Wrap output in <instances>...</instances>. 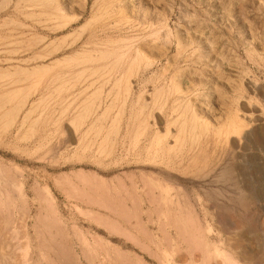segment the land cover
I'll return each instance as SVG.
<instances>
[{
    "label": "rangeland",
    "instance_id": "1",
    "mask_svg": "<svg viewBox=\"0 0 264 264\" xmlns=\"http://www.w3.org/2000/svg\"><path fill=\"white\" fill-rule=\"evenodd\" d=\"M0 71V264H264V0H0Z\"/></svg>",
    "mask_w": 264,
    "mask_h": 264
},
{
    "label": "bare ground",
    "instance_id": "2",
    "mask_svg": "<svg viewBox=\"0 0 264 264\" xmlns=\"http://www.w3.org/2000/svg\"><path fill=\"white\" fill-rule=\"evenodd\" d=\"M106 15H107V13H106ZM83 28L84 27H81V30H83ZM110 59L113 60L114 64H111V66L106 65V62H109ZM122 60H123V55L119 56V55H117V53L115 51L109 50L106 52H101V51H97V50L96 51L91 50V51H84L82 54H77V55H74L72 57H68L64 61L69 63V65H73L72 63H78V64L83 65L82 70L80 72H78V76L80 77L83 75L91 76L90 74L95 75V74H103L106 72L108 74H110V72H114L115 68H118L121 65ZM133 64L134 65L132 66V68L135 66L138 67V61H135ZM70 67H72V66H70ZM137 69L138 68H136V70H135L136 72H137ZM18 70L19 71H16L14 73L16 74V73L22 72L21 74H25V75H28V73H29L28 70H27V72L22 71L21 69H18ZM41 70H42L41 68H38L35 71L37 73H39V72H41ZM0 72H2V71H0ZM36 72H34V73H36ZM9 74H12V73H9L8 71H6L4 73V75H6V76H8ZM29 75H31V74H29ZM121 83H122V80L120 78L118 81L116 80V82L114 83V87L121 85ZM97 91H96V93L93 94L94 96H97ZM126 91L129 92V88H127ZM14 93H18V92L17 91L8 92L5 95L0 96V111L2 110V104L6 101L10 102L11 97H13V95H15ZM98 97H100L99 93H98ZM95 98H97V97H95ZM92 100L93 99H91V101ZM125 100H126V98H125ZM90 102H88L85 105L84 111L79 116L75 117V121L85 120L91 115V113H94L93 104L92 103L90 104ZM98 105H99V103H98ZM21 107L22 106L18 104V105H16V107L4 112V114H2V116H0V119L3 122V129H6L9 125L13 124L15 117H17L18 113L20 114ZM26 115H27V117H29V113ZM25 119L27 120L26 117H25ZM243 134H245L244 122L242 120H238L235 116H232L230 118L229 123L226 127L216 130V135L224 136L225 138L229 139V141L231 140V142H233V143H235L236 137L243 136ZM158 140H159L158 141V146H159V142L161 143L163 138L158 139ZM182 225H183L182 221H176L175 227H177V230L180 234V238L184 237L186 232H187L186 228L183 227L184 225L183 226ZM190 236H192V235L188 234L187 238L184 239L183 241L189 245L188 247H190L191 254H192V252H198L199 253V256L201 257L199 264H211L210 259L213 256L222 260L221 263H218V264H238L239 261H241V264H247L248 262L250 263L253 259V254L251 252H249V251L247 252L246 250L241 248V247L245 246V244L243 243L242 240H240V241H238L236 239H232L231 241L229 240L230 241L229 242V251L230 252H225V251H222L221 249H219L218 247H215L214 251L209 250V249L204 250L198 246L199 242L195 243L191 239ZM180 254H181L180 251L176 250V255H177L176 262L182 263V264H187V262L182 260V257L180 256Z\"/></svg>",
    "mask_w": 264,
    "mask_h": 264
}]
</instances>
